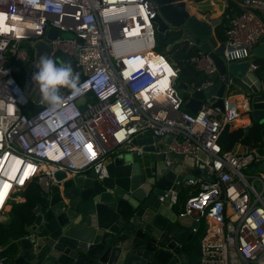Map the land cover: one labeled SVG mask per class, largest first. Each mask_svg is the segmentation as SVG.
<instances>
[{
	"label": "built area",
	"instance_id": "1",
	"mask_svg": "<svg viewBox=\"0 0 264 264\" xmlns=\"http://www.w3.org/2000/svg\"><path fill=\"white\" fill-rule=\"evenodd\" d=\"M191 2L188 9L194 12ZM158 7L154 0H0V222L7 221L14 203L25 200V186L35 183L48 192L60 170L72 175L92 168L103 176L109 155L144 153L134 142L137 136H171L158 150L166 166L180 154L211 176L181 177L180 164L160 195L169 194L174 204L182 184L196 187L179 209L204 225L196 264H264V138L256 145L237 141L229 149L219 142L226 127L252 113L255 96L264 111V57L254 53L264 35V0H223L222 5L232 14L221 57L226 67L247 61L243 76L249 82L243 83L257 87L259 80V87L247 94L228 68L220 73L213 57L199 51L191 60L209 77L193 89L225 75L227 80L222 105H214L218 96L212 94L195 112L185 109L187 99L177 89L179 66L155 48ZM136 25L139 31L130 32ZM50 28L57 30L55 37H47ZM38 39L49 41L51 54L76 61L79 94L68 89L56 105L42 101L41 94H26L16 74L22 64L25 73L36 69L30 49ZM244 167L260 170L245 173ZM4 249L0 242V264Z\"/></svg>",
	"mask_w": 264,
	"mask_h": 264
},
{
	"label": "water",
	"instance_id": "2",
	"mask_svg": "<svg viewBox=\"0 0 264 264\" xmlns=\"http://www.w3.org/2000/svg\"><path fill=\"white\" fill-rule=\"evenodd\" d=\"M154 1L159 5L154 17L158 45L164 42L167 31L181 30L172 44L187 40L188 47L196 46L209 53L219 72L225 73L228 68L235 83L247 94L259 87V80L257 87L249 88L243 83L249 82L243 76L247 61H233L226 67L221 57L223 45L212 33L220 21L218 18L209 19V13L199 16L190 12L188 1L193 0ZM56 33V29L50 28L47 37H55ZM31 47L36 65L45 54L59 60L57 53L51 54L47 39H38ZM254 53L264 57V35L254 47ZM10 62L8 58L6 63ZM36 71L32 66L26 71L24 88L28 95L38 85L33 80ZM248 75L255 78L253 72ZM226 80L225 75L223 80L203 89H191L179 80L177 86L188 91L184 107L195 112L212 94L218 96L214 105L221 106ZM260 98H253L252 117L263 122L260 133L264 138V111L258 109L262 103L257 102ZM158 140V136L151 134L137 136L134 142L142 145L144 151L156 152L153 157L146 159L137 157L134 151L119 150L109 155L103 176H98L92 168L72 175L57 171L55 176L59 181L48 192L41 193L33 208V218L25 223L24 233L4 241L5 249L1 253L4 264H196L201 237L196 232L200 222L193 220L195 214L180 215L169 194L160 198L172 185L178 165L166 166L164 153L156 151ZM198 173L211 179L198 168L184 176L193 178Z\"/></svg>",
	"mask_w": 264,
	"mask_h": 264
},
{
	"label": "trees",
	"instance_id": "3",
	"mask_svg": "<svg viewBox=\"0 0 264 264\" xmlns=\"http://www.w3.org/2000/svg\"><path fill=\"white\" fill-rule=\"evenodd\" d=\"M234 6V4H232ZM231 6V5H230ZM236 9V6H234ZM232 11L226 7L220 17V22L215 25V31L218 34L219 40H223L225 37V29L229 25L230 16ZM181 35V30H171L165 33V40L162 44L158 45V50L164 51L167 56L172 59L180 68L178 75V81L182 80L190 87H196L205 81L209 76L203 71L198 70L195 67L191 57L197 54L200 50L196 46L188 47L187 40L181 42H172ZM32 53V49H30ZM60 61L58 63L70 62L73 67V58L60 53ZM263 59L261 58V61ZM21 69L17 72V78L21 84L24 80V66L21 65ZM74 69V67H73ZM178 85V83H177ZM177 89L182 96L183 100L188 98V91L178 87ZM68 90L62 88L60 94ZM186 110H189L185 107ZM261 126L253 120L246 127H233L225 128L220 135L219 142L222 149L231 148L237 141L256 145L262 143V137L260 134ZM193 192H190L187 188L182 186L179 190L178 200L175 203L179 210L184 205V202L188 196ZM22 194L25 196V200L22 202H16L12 205L9 211V217L7 221L0 222V241H6L8 238H16L24 233L25 223H28L33 218V208L36 206L41 198V191L37 184H29L22 190Z\"/></svg>",
	"mask_w": 264,
	"mask_h": 264
},
{
	"label": "clouds",
	"instance_id": "4",
	"mask_svg": "<svg viewBox=\"0 0 264 264\" xmlns=\"http://www.w3.org/2000/svg\"><path fill=\"white\" fill-rule=\"evenodd\" d=\"M36 69L33 80L39 85L42 101L58 104L62 99V88L71 90L73 95L80 93L79 74L74 72L70 62L57 63L53 57L45 54L40 57Z\"/></svg>",
	"mask_w": 264,
	"mask_h": 264
},
{
	"label": "crops",
	"instance_id": "5",
	"mask_svg": "<svg viewBox=\"0 0 264 264\" xmlns=\"http://www.w3.org/2000/svg\"><path fill=\"white\" fill-rule=\"evenodd\" d=\"M222 5H223V0H215L214 3H211V0H193L190 3V8L199 16H203V15H205V13H209V19L218 18L220 20L219 16L221 15L222 11L225 9V8L222 7ZM214 27L212 28V33L214 34V36L217 39L218 43H221V40H219L218 34L215 31ZM189 88L193 89V87H190V86H189ZM250 120H251V118H249L248 115L242 114V116L239 119L236 120L237 122L235 121V124H234L235 126H233V127H245V126H247L250 123ZM146 134H149V133H146ZM169 140H170L169 136L160 137L159 140L155 143V146L157 148L156 151H158L159 149L165 147V145L169 142ZM154 153H156V152L144 151V153L142 155H136V154L135 155L137 157L138 156H143V158L147 159V158L153 157ZM172 160H173V163L178 165L177 168L181 164L180 169L181 168L185 169L184 170L185 175L186 174L190 175V174H192L194 172L195 167L193 166V164H192L190 159H185V161H183V156L182 155L173 154ZM182 186H184L190 192H193V193H194V190L196 189V187H190V186H187L185 184H182L181 187ZM174 208L177 209L175 203H174ZM8 217H9V213H8ZM1 243H4V241L1 242Z\"/></svg>",
	"mask_w": 264,
	"mask_h": 264
},
{
	"label": "rangeland",
	"instance_id": "6",
	"mask_svg": "<svg viewBox=\"0 0 264 264\" xmlns=\"http://www.w3.org/2000/svg\"><path fill=\"white\" fill-rule=\"evenodd\" d=\"M157 46H158V44L155 46L156 49H158ZM23 66H25V64H24ZM25 81H26V73L24 72V80H23V84H22L23 86H25ZM231 86H232V88L238 89L237 85L232 84ZM39 91H40L39 86L36 85V86L34 87V90H32V92H31V94H30L29 96L35 98V97H37ZM252 112H253V110H252ZM252 116H253L252 113H251V114L249 113L248 117L251 118L254 122H256V121L253 119ZM256 123H258L259 126H262V125H263L262 122H260V123H259V122H256ZM184 170H185V169H183V168L180 169V174H181L180 176H181V177L185 175ZM259 170H260V169H251L250 167H244V168H243V171H244L245 173H251V172H253V173H258ZM255 182H256V181H255ZM256 183H257V182H256ZM203 226H204V225H203V222L201 221L200 226H199V231L196 233V236H197V237L200 236V233H201V231H202V229H203ZM5 243H6V242H5ZM198 257H199V251H198V253L196 254V259H198Z\"/></svg>",
	"mask_w": 264,
	"mask_h": 264
},
{
	"label": "bare ground",
	"instance_id": "7",
	"mask_svg": "<svg viewBox=\"0 0 264 264\" xmlns=\"http://www.w3.org/2000/svg\"><path fill=\"white\" fill-rule=\"evenodd\" d=\"M129 7V6H128ZM126 9V8H125ZM1 16V15H0ZM0 23H1V17H0ZM139 27L138 25H136L132 30H130V32L132 33H137V30L139 31ZM166 71H171L170 67H168L167 65H165ZM165 78L163 77L159 83L164 82ZM237 122V121H236Z\"/></svg>",
	"mask_w": 264,
	"mask_h": 264
}]
</instances>
